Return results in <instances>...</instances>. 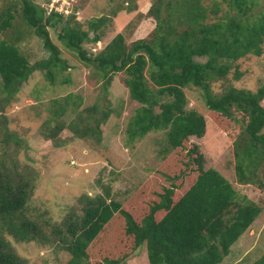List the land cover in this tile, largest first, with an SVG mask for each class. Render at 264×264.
I'll use <instances>...</instances> for the list:
<instances>
[{
	"label": "trees",
	"instance_id": "obj_1",
	"mask_svg": "<svg viewBox=\"0 0 264 264\" xmlns=\"http://www.w3.org/2000/svg\"><path fill=\"white\" fill-rule=\"evenodd\" d=\"M130 2L121 0L109 16L120 8L131 12ZM260 2L152 0L147 13L154 19V27L147 36L127 44L118 32L94 54L82 42L98 41L108 16L91 18L87 28L81 29L72 12L48 9V4L43 6L38 0L17 2L13 11L19 10L23 23L41 40L48 55L30 63L14 40L0 39V114L34 70H43L45 79L54 83L57 74L67 68L48 31L59 26L57 37L102 79L104 90L115 73H124L130 99L140 104L127 121V141L164 131L166 145L159 166L169 163L175 166L171 171L180 170L166 179L157 169L144 179L141 187L146 189L152 182L158 186L148 191L146 200L138 188L124 201L109 198L108 189L93 196L83 194L78 209L70 206L61 223H45L44 227L25 213L33 178L16 161L8 164L0 159V264L26 263L7 235L18 242L48 243L67 254L65 264H119L141 244H145L149 264H219L228 256L231 245L261 214L262 206L240 195L217 169L204 167V156L190 137L203 136L205 118L185 108L184 88H197L210 112L230 120L237 111L247 117L233 144L235 180L262 188L256 172L264 162V83L255 90L227 85L214 93L211 88L236 60L262 53L264 8ZM14 17L8 7L2 9L0 28L13 26ZM240 76L235 68L234 79ZM52 100L42 133L54 142L64 128L78 138L98 137L100 124L110 113L98 103L80 108L81 97L72 93ZM67 111L74 114L65 122L61 118ZM11 140L22 144L6 128L3 141L9 145ZM173 150H184L185 158L176 159ZM136 198L147 210H141ZM100 236L101 245L96 242ZM250 264H264V253Z\"/></svg>",
	"mask_w": 264,
	"mask_h": 264
},
{
	"label": "rangeland",
	"instance_id": "obj_2",
	"mask_svg": "<svg viewBox=\"0 0 264 264\" xmlns=\"http://www.w3.org/2000/svg\"><path fill=\"white\" fill-rule=\"evenodd\" d=\"M18 1L0 0V13L8 7L15 15L13 26L0 28V39L14 40L29 62L34 63L46 58L48 52L41 40L23 23L19 10L13 11ZM38 1L43 6L48 4V9L56 8L64 14L72 12L73 20L78 22L81 29L87 28L86 23L91 18L108 16L100 39L96 42H82L83 48L92 54L101 50L118 32H122L129 44L132 40L147 36L154 27V19L147 13L152 0H131L130 5L134 7L131 12L120 8L114 16H109V13L113 7L120 5L121 0ZM259 6L264 8V0H261ZM58 27L49 28V36L59 47L60 56L67 68L57 74L54 83L45 79L43 70H34L0 114V159L8 164L16 161L19 169H24L33 178L25 213L30 219L43 223L44 227L45 223H61L70 206L78 209L81 206L78 198L83 194L93 196L108 189L109 198L124 201L138 188L140 197L146 200L148 191L158 189V186L152 182L146 190L141 187L144 179H148L157 169L166 179L168 175L174 178L180 170L176 168L171 171L175 166L169 163L159 166L163 154L161 149L166 145L164 131L148 132L141 138L127 141V121L140 104L130 99L123 81L124 73H115L107 90H104L102 79L57 37ZM91 35L92 32H89ZM235 68L241 72L238 79L233 77ZM262 83L264 41L259 56L245 55L239 58L224 78L211 83V88L214 93L221 92L227 85L255 90ZM69 93L81 97L80 108L93 103H98L99 108H109V116L100 124L101 133L98 137L78 138L69 128L60 132L58 142L43 135L42 123L49 116L48 108L52 105V99L65 97ZM184 93L187 100L185 108L194 109L205 118L203 136L190 137V141L199 146L204 156V167L217 169L235 185L240 195H246L262 206L261 214L231 245L230 253L219 263L250 264L264 253V162L256 172L263 183L262 188L236 183L233 144L244 129L247 117L237 111L234 112V120H230L219 113L208 111L200 91L192 86L185 87ZM261 104L264 106V99ZM73 114L67 111L61 119L68 122ZM6 128L22 140L21 146L13 140L9 145L5 144L3 133ZM172 155L178 160L185 158L184 150H173ZM172 155L171 160L175 161ZM136 202L141 210H147L148 207L137 198ZM5 237L25 259V264H65L67 254L55 251L48 243L38 240L18 242L10 235ZM101 241L102 236L96 240L100 245ZM119 264H149L145 244L124 257Z\"/></svg>",
	"mask_w": 264,
	"mask_h": 264
}]
</instances>
